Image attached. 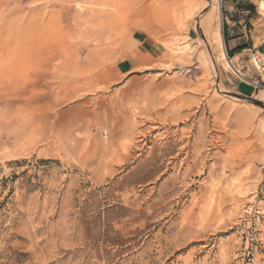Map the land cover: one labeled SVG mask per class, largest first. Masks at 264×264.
Returning <instances> with one entry per match:
<instances>
[{
  "label": "rangeland",
  "instance_id": "rangeland-1",
  "mask_svg": "<svg viewBox=\"0 0 264 264\" xmlns=\"http://www.w3.org/2000/svg\"><path fill=\"white\" fill-rule=\"evenodd\" d=\"M111 1L0 0V264H264V51L222 39L259 0Z\"/></svg>",
  "mask_w": 264,
  "mask_h": 264
},
{
  "label": "crops",
  "instance_id": "crops-1",
  "mask_svg": "<svg viewBox=\"0 0 264 264\" xmlns=\"http://www.w3.org/2000/svg\"><path fill=\"white\" fill-rule=\"evenodd\" d=\"M230 20L231 26H233V28L235 26V28H232L230 31L231 26L227 25L230 27L222 32L223 43L226 50L232 52L231 56H229L232 67L235 68V66H237L243 68L246 62L251 61V56H256L264 51V42L255 44L253 41V30L250 28L248 29L243 20H238L234 17H230ZM234 30L235 33H233ZM133 63L134 62L130 59L120 60L117 64L118 72L127 73L131 71L133 69ZM235 84L238 91L242 94L248 95L251 93L250 87H246L240 83Z\"/></svg>",
  "mask_w": 264,
  "mask_h": 264
},
{
  "label": "bare ground",
  "instance_id": "bare-ground-1",
  "mask_svg": "<svg viewBox=\"0 0 264 264\" xmlns=\"http://www.w3.org/2000/svg\"><path fill=\"white\" fill-rule=\"evenodd\" d=\"M15 3H21L22 2V0H13ZM19 1V2H18ZM111 1V0H110ZM112 2V1H111ZM116 2V1H115ZM121 2V1H120ZM94 3V2H93ZM113 3H114V0H113ZM112 3V4H113ZM118 3H119V1H118ZM109 4H111L110 2H109ZM111 4V5H112ZM116 4V3H115ZM114 4V5H115ZM2 6V5H1ZM107 7V6H106ZM2 8H3V6H2ZM1 9V8H0ZM258 9L264 14V0H259V2H258ZM2 10V9H1ZM114 10V9H113ZM124 10V9H123ZM1 13V12H0ZM75 13V12H74ZM7 14V13H6ZM118 14V13H117ZM115 15V14H114ZM120 16H121V14H120ZM2 17V16H1ZM122 17V16H121ZM92 21V20H91ZM119 21V20H118ZM85 22V21H84ZM83 22V23H84ZM93 22H94V20H93ZM78 23V22H77ZM97 24H99V23H97ZM105 24V23H104ZM126 24V23H125ZM100 26H101V29H102V31L103 32H105L106 30H108L107 29V27H108V25L107 26H104V25H102V24H99ZM123 25V24H122ZM22 26V25H21ZM53 26V25H52ZM111 26V25H110ZM119 26V25H118ZM50 27V26H49ZM31 28V27H30ZM111 28V27H110ZM44 29H45V27H44ZM27 30V29H26ZM78 30V29H77ZM3 31V30H2ZM148 31V30H147ZM47 33H48V30L46 31ZM90 32H91V30H90ZM96 33H98V32H96ZM51 34L53 35V33L51 32ZM58 34V33H57ZM88 34V33H87ZM86 34V35H87ZM89 34H91L92 35V33H89ZM106 34H107V32H106ZM150 34V33H149ZM43 35V34H42ZM103 35H105V34H103ZM47 36V35H46ZM48 36H51L50 34H48ZM47 36V37H48ZM54 36V35H53ZM93 36V35H92ZM40 37V36H39ZM90 37V36H89ZM44 38V37H43ZM43 38H40L39 40H43ZM49 38V37H48ZM84 38H87V36H84ZM29 39L31 40V38L29 37ZM28 39V40H29ZM56 39V38H55ZM36 40V39H35ZM38 40V39H37ZM49 40H50V38H49ZM86 40V39H85ZM33 43V42H32ZM31 43V44H32ZM43 43V42H42ZM27 44V43H26ZM25 44V46H27V48L30 46V43H28V45H26ZM36 45V44H35ZM42 46H43V44H42ZM42 46L40 45L39 47L40 48H42ZM45 46V45H44ZM43 46V47H44ZM31 47V46H30ZM37 48H38V45L36 46ZM26 48V49H27ZM33 47H31V49H32ZM37 48H35V50H37V52H38V50H40V49H37ZM45 48V47H44ZM30 49V50H31ZM27 50H29V49H27ZM33 50V49H32ZM8 52V51H7ZM31 52V51H30ZM36 52V53H37ZM39 52H41V51H39ZM25 53V52H24ZM28 53H29V51H28ZM34 53V52H33ZM35 53V54H36ZM182 53V52H181ZM180 53V54H181ZM5 54V53H4ZM26 56H28V54L26 55ZM40 57V56H39ZM51 60V59H50ZM228 65L230 66V64L228 63ZM179 68V67H178ZM197 70V68H194V69H190V70H187V73L189 74V75H193V73L195 72ZM29 72H31V71H29ZM41 72V71H40ZM78 73H80V72H78ZM85 73V72H84ZM80 75V74H79ZM90 75V74H89ZM103 75V74H102ZM14 76H16V75H14ZM104 77V76H103ZM107 78V77H106ZM105 78V79H106ZM108 78H110V77H108ZM99 80H103V78L101 77V75L99 76ZM107 80V79H106ZM105 82L106 83H109V82H112V81H104L103 80V83L105 84ZM32 87H33V85H32ZM79 90V89H78ZM69 91H71V90H69ZM73 91H71L70 93H72ZM153 101V100H152ZM166 105V104H165ZM169 108V107H168ZM181 108V107H180ZM165 109V108H164ZM182 109V108H181ZM166 110V109H165ZM165 110L163 111V113L165 112ZM170 110V109H169ZM179 110V109H178ZM178 110H176V109H174L173 108V113L171 114L172 115V121H176V122H178V120H187V118L189 117H180V115H179V113H177V111ZM171 111V110H170ZM159 113H161V112H159ZM168 113H169V111H168ZM176 113V114H175ZM170 114H168V116H170ZM166 116H167V114H166ZM182 116V115H181ZM167 118V117H166ZM157 119H158V117H157ZM147 120V119H146ZM165 121V120H164ZM167 121V120H166ZM144 122V121H143ZM180 122V121H179ZM162 123V122H161ZM182 123V122H181ZM161 125V124H160ZM175 125V124H174ZM166 126V125H165ZM156 127V126H155ZM155 127L154 128H152V129H155ZM172 128V127H171ZM145 129V128H144ZM158 130V129H157ZM165 130V129H164ZM150 131L151 130H149L148 132H144V133H140L139 135H140V140H139V142L142 144V145H145V143H144V140L146 139V137L150 134ZM171 131V130H170ZM247 131V130H246ZM172 133H173V136H174V139H173V141L171 142V144L169 145L168 143L165 145V146H177L178 144H180V147L174 152V153H172V154H170V158L172 159V160H177V159H180L179 160V163H177V164H174L173 166H172V172L175 174V175H178L179 173H180V170H182V167L183 166H186L187 165V163H189L188 161H189V158H190V153H189V151H188V145H187V143L185 142V137H184V139L181 137L182 135L181 134H183L181 131H179V130H175V131H172ZM171 133V134H172ZM185 133V132H184ZM188 133V132H187ZM162 135H163V137L164 138H167V136H169L170 135V133L168 132V131H163V133H162ZM161 135V136H162ZM171 137V136H170ZM134 138V137H133ZM188 138V137H187ZM163 140V139H162ZM155 141V140H154ZM214 144V143H213ZM196 146V145H195ZM199 146V145H198ZM204 147V146H203ZM156 148V147H155ZM168 148V147H167ZM198 148V147H197ZM137 150H139V149H137ZM200 150V149H199ZM198 150V151H199ZM194 152H195V150H194ZM200 152V151H199ZM198 152V153H199ZM193 153V152H192ZM197 153V152H196ZM196 153H194L196 156H198ZM193 154V155H194ZM166 155V154H165ZM199 155H200V153H199ZM159 158V157H158ZM192 158V157H191ZM197 158V157H196ZM198 158H200L199 156H198ZM193 159H194V157L192 158V161H193ZM175 162V161H174ZM191 162V161H190ZM193 163V162H192ZM191 163V164H192ZM196 163H198V162H196ZM167 164V163H166ZM192 165H194V163L192 164ZM198 165V164H197ZM194 167H195V165H194ZM190 169H192L193 167H189ZM195 169H197L196 167H195ZM186 170V169H185ZM186 171H188V170H186ZM197 171V170H196ZM164 172H166V171H164ZM191 173H192V171H190ZM200 171H198V173H199ZM201 172H203V171H201ZM183 173V172H182ZM188 173V172H187ZM191 175V174H190ZM189 176V175H188ZM182 177V176H181ZM176 179V178H175ZM182 179V178H181ZM173 183H174V181H173ZM174 187V186H173ZM203 195V194H202Z\"/></svg>",
  "mask_w": 264,
  "mask_h": 264
},
{
  "label": "trees",
  "instance_id": "trees-1",
  "mask_svg": "<svg viewBox=\"0 0 264 264\" xmlns=\"http://www.w3.org/2000/svg\"><path fill=\"white\" fill-rule=\"evenodd\" d=\"M246 12H250L253 10V5L249 4L246 5V8L244 9ZM228 56H231L232 52L227 51Z\"/></svg>",
  "mask_w": 264,
  "mask_h": 264
}]
</instances>
